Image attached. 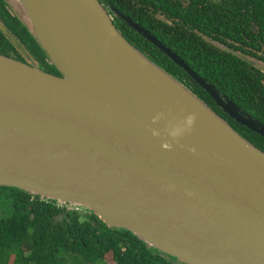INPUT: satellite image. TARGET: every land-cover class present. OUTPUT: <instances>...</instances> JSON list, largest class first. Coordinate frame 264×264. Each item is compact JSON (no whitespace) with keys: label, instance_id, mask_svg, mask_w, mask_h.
<instances>
[{"label":"water","instance_id":"95a60500","mask_svg":"<svg viewBox=\"0 0 264 264\" xmlns=\"http://www.w3.org/2000/svg\"><path fill=\"white\" fill-rule=\"evenodd\" d=\"M4 1L59 76L0 55V187L86 209L177 263L264 264V152L133 46L99 0ZM113 13L264 137L261 122Z\"/></svg>","mask_w":264,"mask_h":264},{"label":"trees","instance_id":"16d2710c","mask_svg":"<svg viewBox=\"0 0 264 264\" xmlns=\"http://www.w3.org/2000/svg\"><path fill=\"white\" fill-rule=\"evenodd\" d=\"M99 2L133 46L213 110L212 99L188 73L128 27L113 9L149 32L221 96L264 125V74L249 62L264 63V0ZM9 13L22 23L10 8ZM0 18L11 23L10 15L1 9ZM5 30L12 38L17 34L13 24ZM12 52L17 51L0 31V55L11 58ZM226 119L241 137L264 152V137ZM3 209L9 213L0 212V264H181L147 248L129 231L108 228L86 209L68 211L24 191L0 187Z\"/></svg>","mask_w":264,"mask_h":264},{"label":"flooded vegetation","instance_id":"af4514ba","mask_svg":"<svg viewBox=\"0 0 264 264\" xmlns=\"http://www.w3.org/2000/svg\"><path fill=\"white\" fill-rule=\"evenodd\" d=\"M0 9L4 13H8L10 15L11 23L8 24L9 25L13 24V26H15L17 29V34L13 35L14 36L13 38L18 46L12 43V45L15 47L17 52H12L10 54L11 55L10 57L14 60L25 63L29 66L37 67L46 73L59 76L58 72L56 71L54 66L50 63L47 56H44V54L39 50V47L36 46L35 42L31 40V38L29 37L30 35L26 31V28L23 26V24L15 20L14 16L9 13V7L7 6L6 2H4V0H0ZM8 24L5 22V20L0 18L1 26L8 29L9 27ZM213 106H214V110H217L216 111L217 114H219L227 122L226 117L228 118V116H226L221 109L216 107L215 104Z\"/></svg>","mask_w":264,"mask_h":264},{"label":"clouds","instance_id":"9594fccd","mask_svg":"<svg viewBox=\"0 0 264 264\" xmlns=\"http://www.w3.org/2000/svg\"><path fill=\"white\" fill-rule=\"evenodd\" d=\"M156 120H159L160 117L157 116L155 118ZM194 121H195V116L194 115H189L182 123V126H180L179 130H178V133H179V136L185 132V131H190L192 129V126L194 124ZM153 135H158L156 132H153ZM172 135H177V132L176 131H173L172 132ZM194 151V150H193ZM188 196H192L193 193L189 192L187 193Z\"/></svg>","mask_w":264,"mask_h":264},{"label":"rangeland","instance_id":"374dc122","mask_svg":"<svg viewBox=\"0 0 264 264\" xmlns=\"http://www.w3.org/2000/svg\"><path fill=\"white\" fill-rule=\"evenodd\" d=\"M82 210H84V209H82ZM0 212L3 214V216H6L9 213L8 209H3Z\"/></svg>","mask_w":264,"mask_h":264},{"label":"built area","instance_id":"2783aa9c","mask_svg":"<svg viewBox=\"0 0 264 264\" xmlns=\"http://www.w3.org/2000/svg\"><path fill=\"white\" fill-rule=\"evenodd\" d=\"M59 207H63V206H59ZM74 211L82 212V210H80V209H75Z\"/></svg>","mask_w":264,"mask_h":264}]
</instances>
